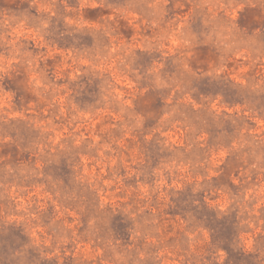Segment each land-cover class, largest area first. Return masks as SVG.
Listing matches in <instances>:
<instances>
[{
	"label": "rangeland",
	"instance_id": "rangeland-1",
	"mask_svg": "<svg viewBox=\"0 0 264 264\" xmlns=\"http://www.w3.org/2000/svg\"><path fill=\"white\" fill-rule=\"evenodd\" d=\"M100 3L0 0V264H264V0Z\"/></svg>",
	"mask_w": 264,
	"mask_h": 264
},
{
	"label": "clouds",
	"instance_id": "clouds-1",
	"mask_svg": "<svg viewBox=\"0 0 264 264\" xmlns=\"http://www.w3.org/2000/svg\"><path fill=\"white\" fill-rule=\"evenodd\" d=\"M101 8L105 7L106 6V0H101V3L99 5ZM109 7H111V5H107ZM129 7H132L131 5Z\"/></svg>",
	"mask_w": 264,
	"mask_h": 264
}]
</instances>
